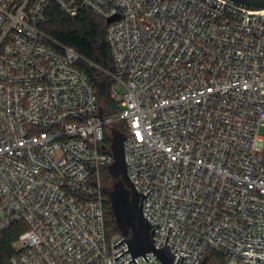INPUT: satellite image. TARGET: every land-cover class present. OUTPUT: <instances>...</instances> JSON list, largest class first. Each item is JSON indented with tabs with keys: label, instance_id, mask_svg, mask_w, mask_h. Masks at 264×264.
<instances>
[{
	"label": "built area",
	"instance_id": "obj_1",
	"mask_svg": "<svg viewBox=\"0 0 264 264\" xmlns=\"http://www.w3.org/2000/svg\"><path fill=\"white\" fill-rule=\"evenodd\" d=\"M54 2L109 23L105 111L82 56L43 29ZM122 86L124 93L117 87ZM264 10L228 0H0V234L10 264H126L107 231L111 126L156 247L177 263L264 264ZM16 243L20 246L16 247ZM138 264H162L154 252ZM128 264H136L133 260Z\"/></svg>",
	"mask_w": 264,
	"mask_h": 264
},
{
	"label": "trees",
	"instance_id": "obj_2",
	"mask_svg": "<svg viewBox=\"0 0 264 264\" xmlns=\"http://www.w3.org/2000/svg\"><path fill=\"white\" fill-rule=\"evenodd\" d=\"M108 26L106 18L87 9L65 19L62 9L52 2L48 7L47 21L42 27L51 38L74 48L82 56L78 64L93 82L100 105L109 115H114L121 107L111 97L115 80L111 75L114 65L106 38ZM107 143H110V137H107ZM102 177L104 185H110L112 177L108 169L102 170ZM105 202L110 207L107 197ZM106 216L108 234L113 235L118 229L110 208H107ZM22 228V224L16 223L0 234V264H10L15 254L14 242Z\"/></svg>",
	"mask_w": 264,
	"mask_h": 264
},
{
	"label": "water",
	"instance_id": "obj_3",
	"mask_svg": "<svg viewBox=\"0 0 264 264\" xmlns=\"http://www.w3.org/2000/svg\"><path fill=\"white\" fill-rule=\"evenodd\" d=\"M229 2L238 6L251 9V10H264V0H228ZM63 17L65 19L71 18V15L67 11H63ZM114 17L107 19L110 22ZM106 109L104 106H100V116H103ZM111 150L114 160L108 164V171L112 177L110 185L103 187L107 200L110 205V212L113 216L115 225L118 231L127 237L118 242L115 246L127 241L129 249L115 257L117 259L122 254L130 250L133 259L127 262L135 260V256L143 254L146 260H148L145 253L154 252L158 258L162 261V264H182L185 256H179L177 263H175V255L170 251V245L167 244L168 236L166 238V245L163 247H156L154 243L153 233L155 228L160 225L152 224L143 212L144 198L149 194L139 192L134 182L132 181L127 170L126 155L124 141L128 135L116 125L111 126ZM209 254L205 255L204 259L199 264H210ZM151 264V263H150Z\"/></svg>",
	"mask_w": 264,
	"mask_h": 264
},
{
	"label": "rangeland",
	"instance_id": "obj_4",
	"mask_svg": "<svg viewBox=\"0 0 264 264\" xmlns=\"http://www.w3.org/2000/svg\"><path fill=\"white\" fill-rule=\"evenodd\" d=\"M117 89H118L119 93H121V94L124 93V88L122 86H118ZM114 116H117V113L114 114ZM260 135L263 137V140H264V124L260 128ZM19 246H20V244L16 243V247H19Z\"/></svg>",
	"mask_w": 264,
	"mask_h": 264
}]
</instances>
